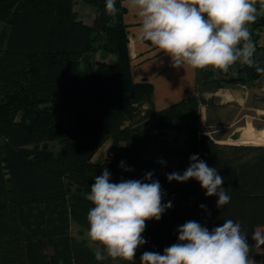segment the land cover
<instances>
[{
	"label": "trees",
	"instance_id": "obj_1",
	"mask_svg": "<svg viewBox=\"0 0 264 264\" xmlns=\"http://www.w3.org/2000/svg\"><path fill=\"white\" fill-rule=\"evenodd\" d=\"M82 1L96 10L91 24L78 18L76 0H0V264H114L96 261L95 251L70 234L71 221L88 231L94 205L86 195L105 168L112 183L152 172L163 202H172L159 221L146 222V243L133 264L146 251L163 254L187 221L211 231L228 219L247 235L250 257L264 264L252 238L264 229V144L222 145L200 135V107L209 101L199 84L224 80L200 70L196 95L156 111L152 86L132 80L124 0H116L115 17L106 13V0ZM94 45L115 58L90 62ZM258 68L264 60L225 81L259 80ZM152 118L154 129L147 124ZM165 130L187 138L169 143L161 139ZM55 139L66 148L52 154L47 144ZM107 140L114 153L94 161ZM194 154L223 178L231 199L222 208L194 179L168 182L167 174H183ZM172 160L176 170L168 166Z\"/></svg>",
	"mask_w": 264,
	"mask_h": 264
},
{
	"label": "clouds",
	"instance_id": "obj_2",
	"mask_svg": "<svg viewBox=\"0 0 264 264\" xmlns=\"http://www.w3.org/2000/svg\"><path fill=\"white\" fill-rule=\"evenodd\" d=\"M255 3L256 0H124L139 18L138 40L150 42L165 53L174 68L212 69L214 73H227L237 62L252 65L255 49L248 25L257 19ZM105 11L115 17L119 11L116 0H106ZM189 159L183 174H167L168 182L194 179L206 197L217 198V208L227 205L231 197L222 187L224 180L217 169L209 167L198 154ZM152 177L153 173L148 172L143 180L112 183L106 168L95 176L86 199L94 205L87 215L88 239L103 249L94 253L96 261H103L106 253L112 260L133 264L137 249L146 243V222L159 221L172 207L171 201L163 202L161 185ZM177 232L176 243L166 247L163 254L144 252L140 264H255L249 255L247 235L231 219L211 231L190 220ZM252 238L264 243V235L259 232Z\"/></svg>",
	"mask_w": 264,
	"mask_h": 264
},
{
	"label": "crops",
	"instance_id": "obj_3",
	"mask_svg": "<svg viewBox=\"0 0 264 264\" xmlns=\"http://www.w3.org/2000/svg\"><path fill=\"white\" fill-rule=\"evenodd\" d=\"M86 6L88 5L82 0H76L75 11L78 13V18L80 20L84 23L91 24L95 18L96 12L90 11ZM123 6L126 9L123 20L126 25L128 36V51L132 80L134 83L147 82L152 86V101L156 111H161L173 104L196 95L198 86L197 76L200 70H193L187 66L184 68H174L171 58L165 53L161 52L155 46H152L150 42L138 40L139 18L125 6L124 1ZM255 6L257 8V19L254 23L250 24V35L255 49L252 65H242L237 62L230 67L227 73H214L212 69H205L202 71L213 74L218 80L238 79L245 76L244 71L247 67H253L255 65L256 60H258L256 55L264 53V0H256ZM86 12H89V20L82 17L83 13ZM208 107L209 106L200 107V126L206 125V127L212 128L217 122V117L209 113ZM147 124L149 128L152 129L153 127L154 129L156 118L149 119ZM172 131L177 130L162 131L161 139L169 143H174L176 140H179V142L186 140L187 135L185 132L183 135L184 137L178 138V133L171 141L168 140L167 134ZM109 146L110 151L107 156L113 154L114 149L112 140H107L96 153L93 160L95 161V158ZM168 166L176 170L178 168V163L176 160H172ZM164 168L165 165L163 169Z\"/></svg>",
	"mask_w": 264,
	"mask_h": 264
},
{
	"label": "rangeland",
	"instance_id": "obj_4",
	"mask_svg": "<svg viewBox=\"0 0 264 264\" xmlns=\"http://www.w3.org/2000/svg\"><path fill=\"white\" fill-rule=\"evenodd\" d=\"M86 8L96 12L92 6L88 5ZM82 17L89 20V12L83 13ZM87 57L92 63L101 60L111 61L115 58L112 55L105 54L98 45H94V49L88 52ZM198 91L199 95L209 101V113L217 117V122L212 128L206 127V125L200 126V135H207L218 144L237 145L244 142L240 139L248 128H252L254 132L264 134V76L254 81L250 77L247 80L234 83L224 80L222 85L209 84L206 81H202L199 84ZM22 115L21 110L17 112L18 118L22 117ZM177 134L179 135L177 136L178 138L184 137V132L172 131L167 134V139L171 141ZM248 144L258 145L263 143L249 142ZM47 147L52 154H57L66 148L65 144L59 139L50 141ZM109 148L110 146L102 151L95 158V161L105 158L110 151ZM87 232L81 225L71 221L70 234L74 238L85 242L95 252L97 250L103 251V249L88 239ZM256 232L264 235L263 228L258 229ZM262 252H264V243L256 241V253L261 254ZM105 258H109L106 253ZM112 261L114 264H119V259ZM255 264H258L256 259Z\"/></svg>",
	"mask_w": 264,
	"mask_h": 264
},
{
	"label": "bare ground",
	"instance_id": "obj_5",
	"mask_svg": "<svg viewBox=\"0 0 264 264\" xmlns=\"http://www.w3.org/2000/svg\"><path fill=\"white\" fill-rule=\"evenodd\" d=\"M248 129H247L246 132L244 131L245 132L244 136L240 139V140H242L244 142H241V143L248 144L249 142H258V143H263L264 144V134L263 133L254 132L252 128H250L249 130Z\"/></svg>",
	"mask_w": 264,
	"mask_h": 264
},
{
	"label": "water",
	"instance_id": "obj_6",
	"mask_svg": "<svg viewBox=\"0 0 264 264\" xmlns=\"http://www.w3.org/2000/svg\"><path fill=\"white\" fill-rule=\"evenodd\" d=\"M256 58H257L258 60H264V53H259V54H257V55H256Z\"/></svg>",
	"mask_w": 264,
	"mask_h": 264
},
{
	"label": "built area",
	"instance_id": "obj_7",
	"mask_svg": "<svg viewBox=\"0 0 264 264\" xmlns=\"http://www.w3.org/2000/svg\"><path fill=\"white\" fill-rule=\"evenodd\" d=\"M249 31H250V25H248Z\"/></svg>",
	"mask_w": 264,
	"mask_h": 264
}]
</instances>
